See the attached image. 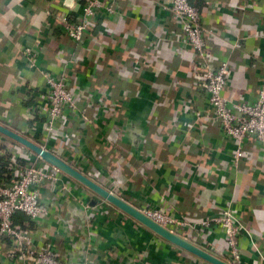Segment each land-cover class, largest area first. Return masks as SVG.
Listing matches in <instances>:
<instances>
[{"label":"crops","instance_id":"0c3cea01","mask_svg":"<svg viewBox=\"0 0 264 264\" xmlns=\"http://www.w3.org/2000/svg\"><path fill=\"white\" fill-rule=\"evenodd\" d=\"M55 1L0 0V62L9 65L19 82L21 46L35 48L37 66L48 60L52 72L59 69L51 64L56 58L53 45L82 57L73 86L87 101L83 98L79 108L90 118H102L98 89L116 103L114 119L97 123L106 134L119 125L121 142L105 147L91 137L89 147L101 164L114 165L121 156L126 179L118 197L136 208L158 207L194 221L229 205L252 238L264 233V148L245 142L246 156L234 167L235 145L219 126L189 129L188 124H198L195 113L206 108V95L197 86L201 70H196V58L166 9L170 0H113L116 13L98 22L96 34H89L83 47L50 27L45 9L59 14L69 5ZM195 1L202 23L213 30L208 39L217 58L213 62L228 64L225 94L235 101H254L264 85V0H254L256 10L246 12L236 10L244 0ZM31 77L39 78V71ZM15 95L19 101L17 91ZM23 115L19 112L16 121ZM80 186L74 183L77 191L71 200L52 190L43 193L54 209L44 237L68 264H208L106 203L94 205L96 222H85ZM88 191L87 198L99 201ZM210 230L203 236L211 249L201 245L197 234L187 241L224 260L223 235L217 227ZM260 243L263 247L264 240ZM240 248V264H258L245 236ZM0 264H15L4 259L1 247Z\"/></svg>","mask_w":264,"mask_h":264},{"label":"built area","instance_id":"2783aa9c","mask_svg":"<svg viewBox=\"0 0 264 264\" xmlns=\"http://www.w3.org/2000/svg\"><path fill=\"white\" fill-rule=\"evenodd\" d=\"M19 1L34 2L37 0ZM68 1L69 5L65 7L66 10L63 13L57 14L47 9L44 13L52 19L50 27L61 29L73 44L80 47H83L86 36L96 28L98 22L116 13L117 10L113 0ZM53 2L56 1L53 0ZM236 8L242 12L255 11L256 1L244 0ZM166 9L180 27L183 42L196 58V70L202 72L197 78L199 82L197 86L206 95V108L202 112L195 113V122L198 124L195 126V123H191L188 127L191 129L200 126L204 130L210 123L219 126L223 134L235 145L231 163L237 167L239 161L246 156L245 142L254 141L264 148V85L259 87L255 100L252 102L235 101L229 98L225 94L229 81L228 64L226 62L214 63L208 55V39L213 36L211 25L204 26L201 12L193 5L192 0H170ZM235 46L237 47L238 44ZM53 47L55 59L60 65L56 72L50 70L48 60H45V63L40 65L41 67L37 66L35 48L20 47L19 57L22 59L23 67L21 70H16L19 78L17 94L21 101H27L31 97L33 101L30 106L26 107L21 119L18 118L16 122L20 125L25 138L70 166H72L71 163L76 167L81 166L85 170L81 173L95 181V179L103 178L102 174L95 169V164L100 165L104 173H111L114 166L124 163L119 160L121 158L119 156L114 165L101 164L99 159H96L94 151L88 147L89 153L92 154L91 159L85 163L88 164L85 167L80 165L81 154L75 143L81 136L76 135V131L79 128L78 122L86 118V113L79 108V103H84L83 98L86 96L73 86V82L78 76L79 62L81 63L83 59L75 52V54L69 53L58 44ZM33 71H39V78L31 77ZM21 73H30V76L25 77ZM97 94V109L101 110L102 118L89 119L84 130L85 133L91 131V137L97 145L110 147L112 143L108 140V134L102 131V126L97 123V120L100 119V122L107 125V121L114 119L117 113L116 103L107 100L103 89H98ZM189 103L190 101H187L188 105ZM115 132L117 135L115 145L117 146L121 142L123 133L119 125ZM3 141L1 137L0 144ZM13 156L26 162V165L16 167L10 182L5 186L0 185V247L4 259L15 264H68L44 237L45 232L47 233L44 220L53 215L54 209L43 200V193L46 190H52L58 193L60 198L71 200L74 199V192L77 191L74 187V183L77 182L25 147L17 149ZM34 160H37L39 164H36ZM33 162L35 164H32ZM125 179L123 176L121 181L108 191L118 197ZM80 188L86 195L85 191L88 190L82 185ZM85 195H83L85 198L80 201L85 222L92 217L94 205L98 202L102 205L105 203L111 205L99 197H96L99 201L91 205L90 202L95 199H89ZM136 209L157 225L185 240L194 234L199 235L201 245L209 249L212 248V243L207 241L203 232L213 227L219 228L226 245L223 259L229 264H240L242 255L240 238L245 236L249 240L251 251L256 256V262L264 264V246L260 247V241L264 240V233L252 238L248 229L229 205L215 215L205 216L195 221L187 216L177 217L168 214L158 207L145 206ZM21 215L36 225L33 228H25L27 226L25 221L18 224L17 218Z\"/></svg>","mask_w":264,"mask_h":264},{"label":"trees","instance_id":"16d2710c","mask_svg":"<svg viewBox=\"0 0 264 264\" xmlns=\"http://www.w3.org/2000/svg\"><path fill=\"white\" fill-rule=\"evenodd\" d=\"M193 1L194 0H192V2ZM193 5L197 7L199 6V2L198 1H195V3L193 2ZM95 29H93L90 32L91 36H94L96 34ZM87 37L88 35L86 36V38ZM208 55L212 61L213 59H217L214 56L212 49L210 50V48L208 49ZM51 64L53 65L54 69L60 67L58 61L56 62V59H54L53 62L51 61ZM18 84L19 82L16 79V77L13 75V72L10 69L9 65L0 62V124L16 132L19 135L24 136V133H22V129L20 125L16 123L15 117L17 116V114H19V112L21 111L25 112L26 107L32 104L33 98L31 97L27 101L15 100V96H16L15 93L18 89ZM89 119L91 118L86 116L85 120H80L78 122V125H79L78 131H76L77 133L76 135H79V137L81 136L80 139L76 141L75 145L81 154L80 165H83V167L88 165L85 163H88L92 156V154L89 153L88 151V147H89V144H92L93 139H91V136H89L90 138H87L86 135L88 134L85 133V130H84L85 127L87 126ZM0 136L4 139L3 143L0 144V152H1L0 153V185L5 186L10 182L12 178V173L14 172L16 167L18 168V166L26 165V162H24L20 158L13 156L15 154V151L17 149H22L23 146L2 135ZM116 136L117 135H116L115 129H114V132L113 130H110L108 134V140L112 143L111 146L112 145L116 146L115 145ZM34 141L39 143V141L37 140H34ZM34 161L36 162V164H39L37 160H34ZM35 162H33L32 164H35ZM71 165L80 172L85 171L84 169H82L81 166L76 167V165H73L72 163ZM113 168L114 169L112 170L111 173L110 172L104 173L102 171L101 166L98 164H95V169L99 171L103 176V178L101 177L100 179H95V181L100 186H102L103 188L107 190H111L113 185L119 183L121 181V178L123 177V174L126 171V169L121 168L120 165L114 166ZM126 173H130V172H126ZM94 202L96 203V200ZM63 220H64V216H63ZM24 221L27 224L25 228H33L36 225L33 221H30L25 216L21 215L17 218L18 224H22ZM44 221H45L44 224H46V222H48V219ZM93 222H96L94 213L92 217L89 219L90 224H92ZM203 234H205V231L203 232Z\"/></svg>","mask_w":264,"mask_h":264},{"label":"water","instance_id":"95a60500","mask_svg":"<svg viewBox=\"0 0 264 264\" xmlns=\"http://www.w3.org/2000/svg\"><path fill=\"white\" fill-rule=\"evenodd\" d=\"M69 4V1L67 2ZM0 135L11 139L18 144L22 145L23 147L27 148L35 155L39 156L43 161L49 163L50 165L58 168L68 177L72 178L77 183L84 186L89 191L93 192L99 198L105 200L107 203L111 204L113 207L117 208L124 214L130 216L131 218L135 219L149 230L154 232L156 235L160 236L164 240L170 242L171 244L181 248L182 250L194 255L195 257L199 258L200 260L208 263V264H229L224 260H221L207 251L193 245L192 243L188 242L187 240L169 232L165 228L157 225L152 220L145 217L141 214L136 208L129 205L127 202L123 201L113 193L109 192L108 190L104 189L102 186L98 185L95 181L91 180L83 173L79 172L66 162L62 161L60 158L55 156L54 154L50 153L47 150L42 149L34 142L30 141L29 139L25 138L22 135L17 134L16 132L6 128L5 126L0 124ZM94 201H91L90 204L94 205Z\"/></svg>","mask_w":264,"mask_h":264}]
</instances>
